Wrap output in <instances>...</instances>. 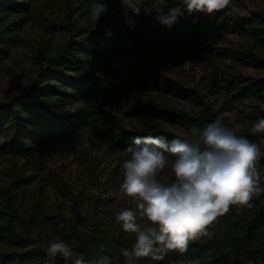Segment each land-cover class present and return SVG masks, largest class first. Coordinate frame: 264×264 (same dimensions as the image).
<instances>
[{"label": "rangeland", "instance_id": "obj_1", "mask_svg": "<svg viewBox=\"0 0 264 264\" xmlns=\"http://www.w3.org/2000/svg\"><path fill=\"white\" fill-rule=\"evenodd\" d=\"M177 1L182 0H145L140 15L127 10L133 25L126 24L121 0H36L9 9L7 14L0 12V104L29 90L54 109L72 112L75 123L69 140L21 152L4 146L14 128L9 124L0 127V189H8L20 178L22 196L31 198V206H38L42 214L50 213L58 223L57 230L51 228L41 221V214L40 227L19 225L6 215L7 202L0 195V249H18L14 241L18 233L40 238L44 247L64 240L74 249L69 224L74 222L82 234H92L96 218L98 230L115 240L114 249L122 250L116 244L120 234L132 246L135 234L125 232L115 217L123 209H139L136 201L120 191L123 162L130 154L116 151L104 134L111 117L117 116L132 128L158 123L163 131L189 141L196 139L190 131L193 126L203 129L208 125H200L192 116L161 119L135 113L141 101L164 103L189 113L208 103L217 117L223 116L226 127L264 152V133L253 131L254 122L264 117V91L247 93L244 88L264 79V62H252L244 55L251 52L264 61V24L202 12L212 24L193 35L185 20L190 14L185 11L169 29L156 17L167 15ZM99 5L106 10L96 20L93 7ZM144 8L150 12L146 14ZM231 9L235 13L264 11V0H235ZM61 55L73 64L65 63ZM85 76L94 85L83 96L76 82ZM166 155L169 163L157 179L167 185L175 181L171 169L175 157ZM257 167L264 187V156ZM250 203V208L233 207L215 224L227 232L239 230L257 211H264V193ZM148 223L145 219L140 224ZM146 258L136 264H149L143 261ZM188 258L187 264L205 261L204 257Z\"/></svg>", "mask_w": 264, "mask_h": 264}, {"label": "clouds", "instance_id": "obj_2", "mask_svg": "<svg viewBox=\"0 0 264 264\" xmlns=\"http://www.w3.org/2000/svg\"><path fill=\"white\" fill-rule=\"evenodd\" d=\"M145 0H121L125 9L126 24L135 23L134 16L141 14ZM188 14L203 12L212 15L226 8L235 7V0H183ZM105 6L93 7L96 20L105 12ZM147 14L150 8H144ZM180 8H173L167 15L158 14L156 19L171 28L181 15ZM239 15L248 13L239 10ZM218 116L203 129L193 126L190 131L195 140L164 136L135 137L134 146L125 151L130 159L123 162L124 179L120 191L136 201L139 215L149 222L142 226L137 213L123 209L115 219L125 232L135 234L130 249L122 250L126 264H136L143 257L162 260L170 251L186 252L189 242L202 236H210L209 228L233 207H252L254 196L264 193L260 185L258 163L264 152L235 129L228 128ZM255 133H264V117L253 124ZM174 156L171 169L175 181L163 184L157 177L168 165V155ZM101 252L91 264H110V257ZM47 255L62 257L72 264H84L82 255L64 240L51 241Z\"/></svg>", "mask_w": 264, "mask_h": 264}, {"label": "trees", "instance_id": "obj_3", "mask_svg": "<svg viewBox=\"0 0 264 264\" xmlns=\"http://www.w3.org/2000/svg\"><path fill=\"white\" fill-rule=\"evenodd\" d=\"M36 0H0V12L7 14L9 9H19ZM180 8L181 13L186 11V6L182 1H177L168 9ZM223 19H236L238 21H247L252 24L258 22L264 24V11L253 10L247 12L248 15L241 16L233 12L231 8H226L219 12ZM189 15V14H188ZM186 26L189 31L196 35L205 32L207 27L212 24L208 21L202 12H194L186 17ZM252 62L263 63L262 58L251 52L244 53ZM60 58L65 63H73L66 59L64 55ZM154 73V71H151ZM78 91L85 96L91 92L94 83L89 76L77 79ZM247 93H260L264 91V79L256 80L244 87ZM61 93V92H60ZM204 102V101H203ZM200 112V113H198ZM198 112H186L178 107L170 106L164 103H154L152 101H141L135 107V113L152 115L158 118H188L193 117L200 125L209 124L217 118L208 103H204L202 109ZM72 112L59 111L53 108L52 104L37 99L28 91L14 95L8 101L0 104V127L7 124L14 130L10 138L4 142V146L9 147L15 152L37 148L50 142H63L72 137L75 129ZM108 136L109 142L116 151H125L129 146H134V138L146 136H164L168 140L180 138L187 140L176 134L162 130L158 123H152L140 128H132L124 125L117 116H112L110 125L104 131ZM253 137V135H250ZM126 152V151H125ZM10 186L8 189H0V195L6 199V215L11 221L19 225L35 229L40 227L39 219L42 217L38 206H31V198L22 196L20 191L23 183L19 182ZM21 194V195H20ZM21 197V201H19ZM36 204V203H35ZM21 209L29 211L26 217ZM137 213V222L141 223L146 218H141ZM42 222L49 223L51 228L58 229V223H54L50 213H43ZM58 221V220H57ZM56 222V221H55ZM98 219H95L96 231L82 234L73 223L69 224V231L73 236L74 251L84 258V264H91L101 252L100 246L103 245V255L110 257V264H126V258L122 255V250L130 249L131 243L127 240L125 234H120L119 241L116 242L121 248L118 251L113 248L114 241L110 239L102 230H98ZM42 228V227H41ZM222 230L220 226L214 224L209 228L210 236H202L198 240L189 242L186 252L170 251L162 260L146 258L149 264H187L189 257L205 258L204 262L198 264H264V211H257L255 217L250 218L240 229H234L233 232ZM18 249L2 250L0 249V264H72L71 261H65L57 256L55 259L47 255V248L42 246L40 238L32 235L23 236L18 233L15 237ZM31 246L30 249L24 247ZM24 248V249H23ZM145 259V258H144Z\"/></svg>", "mask_w": 264, "mask_h": 264}]
</instances>
